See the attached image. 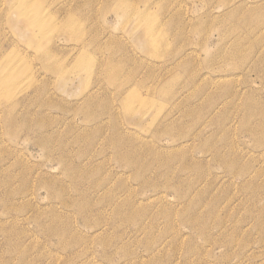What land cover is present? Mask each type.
I'll return each mask as SVG.
<instances>
[{"label":"rangeland","instance_id":"1","mask_svg":"<svg viewBox=\"0 0 264 264\" xmlns=\"http://www.w3.org/2000/svg\"><path fill=\"white\" fill-rule=\"evenodd\" d=\"M0 79V264H264V0H0Z\"/></svg>","mask_w":264,"mask_h":264},{"label":"bare ground","instance_id":"2","mask_svg":"<svg viewBox=\"0 0 264 264\" xmlns=\"http://www.w3.org/2000/svg\"><path fill=\"white\" fill-rule=\"evenodd\" d=\"M129 10H130V9H129ZM129 10L124 11V13H128ZM21 15H22V16H23V15L26 16V15H27V10H25L24 8H22V9H21ZM243 19H244V18H243ZM245 19H246V17H245ZM203 23H204V22H203ZM197 29H198V28H197ZM260 31H261V30H260ZM262 31H263V30H262ZM241 32H242V31H241ZM149 35L151 36V33H148V30L145 29V36L148 37ZM238 35H239V34H238ZM256 35H257V34H256ZM242 36H243V35H242ZM258 36H259V34H258ZM258 36H257V38H258ZM255 37H256V36H255ZM148 38H149V37H148ZM240 39H241V38H240ZM254 40H255V39H254ZM238 45H239V44H238ZM238 45L235 46V50H234V51H236V50L238 51V47H239ZM243 48H244V46H243ZM262 49H263V48H262ZM237 53H238V52H237ZM231 55H232V53H231ZM43 56H44V55H43ZM233 56H234V55H233ZM0 81H1V79H0ZM182 83H183V82H182ZM181 85H182V84H181ZM150 87H151V86H150ZM148 88H149V87H148ZM123 92H125V91H123V89H122L119 93L122 94ZM94 95H95V94H93V93L91 92V93L89 94V96H88V101H89V100H93V99H94ZM176 95H177V94H176ZM232 96H233V95H232ZM131 97L134 98V99H138V100H139L137 94L132 90L127 96H125V97L122 98V101H123V102H127V101L131 100ZM240 97H242V96L240 95ZM178 98H180V97H178ZM182 98H184V97H182ZM180 100H181V99H180ZM93 101H95V100H93ZM182 101H183V100H182ZM89 103H90V102H89ZM52 104H54V103H52ZM222 104H223V103H222ZM173 106H174V105H173ZM9 107H11V106H9ZM194 107H195V106H194ZM196 107H197V106H196ZM221 107H222V106H221ZM14 108H15V107H11V108H9V109H5V110L3 111V113H4L6 116H7V115L9 116L8 119H9L10 122L16 120V118H15V115H16V114H12V109H14ZM193 109H194V108H193ZM210 109H211V108H210ZM77 110H78V109H77ZM80 110H81V109H79V111H80ZM174 110H175V109H174ZM176 110H177V109H176ZM191 110H192V109H191ZM196 110H197V109H196ZM83 111H84V110H82L81 112H83ZM248 111H249V110H248ZM169 112H170V111H169ZM14 119H15V120H14ZM247 120H248V119H247ZM221 121H222V120H221ZM14 123H15V124H18V123H16V122H13V123L11 124V126H10L11 128H12V125H13ZM41 123H42V124H41L42 127H46V126H43V125H45L43 122H41ZM9 125H10V124H9ZM15 126H16V125H15ZM26 126H28V125L26 124ZM26 126L24 125V129H26V128H25ZM41 126H40V127H41ZM29 127H30V126H29ZM31 127H32V126H31ZM42 127H41L40 130H42ZM15 128H16V127H15ZM17 128H18V125H17ZM50 128H51V127H50ZM12 129H14V127H13ZM12 129H11V130H12ZM45 129H47V128H45ZM16 130H17V129H16ZM43 130H44V128H43ZM48 130H49V128H48ZM50 130H51V129H50ZM46 131H47V130H45V131L43 132V134H41V135H43V136L45 137V139H44V143L47 144V143H49V142H48V136H49V135L46 133ZM113 131H114V130H113ZM116 131H117V130H116ZM13 132H14V130H13ZM114 132H115V131H114ZM115 133H117V132H115ZM51 134H52V133H51ZM44 137H43V138H44ZM52 137H53V136H52ZM157 137H158V136H157ZM157 137H156V138H157ZM50 138H51V137H50ZM50 138H49V139H50ZM106 138H107V137H106ZM109 138H110V137H109ZM111 138H112V137H111ZM111 138L108 139V141L110 140L111 144H113L112 146L115 147V150H116V151H115V150H114V151L116 152V155H117L116 157L121 158L122 160H124L123 156H126V157H125V160H124L125 162H123L125 168L129 167V168L135 169V168H136V165L139 164V163H140V160H141V159L138 158L139 156H138V157H135V156L139 155V151L141 150V148H140L141 146H138L137 144H134V143H133L135 146L132 148V145H133V144L131 145V144L129 143L131 146H130V147H127L126 145H127L128 143H125V141L127 140L126 142H128V141H133V140H131V139H129V138H124V137L120 136L118 133H117V138H116V139H112V140H113V143H112ZM186 138H187V136H186ZM39 139H40V138H39ZM39 139H38V140H39ZM41 141H42V140H41ZM52 141H53V139H52ZM93 141H94V140H93ZM50 142H51V141H50ZM35 143H36V142H35ZM40 143H41V142H40ZM61 143H62V142H61ZM91 143H93V142H91ZM94 143L96 144V141H95ZM100 143H101V142H100ZM36 144H37V143H36ZM62 144H63V143H62ZM89 144H90V143H89ZM129 144H128V146H129ZM48 145H49V144H48ZM63 145H66V144H63ZM96 145H97V144H96ZM136 145H137V146H136ZM40 146H41V145H40ZM66 146H67V145H66ZM66 146H65V147H66ZM42 147H44V146H42ZM51 147H52V145H51ZM59 147H60V146H59ZM59 147H58V148H59ZM93 147H95L94 144H93ZM97 147H98V146H97ZM126 147H127V148H126ZM45 148H46V147H45ZM49 148H50V147H49ZM54 148H55V146H54ZM60 148H61V150L64 149L63 147H60ZM90 148H92V147H90ZM47 150H48V149H47ZM51 150H54V149H51ZM59 150H60V149H59ZM61 150H60V151H61ZM90 150H91V149H89V151H90ZM210 151H211V150H210ZM214 151H215V150H214ZM46 152L48 153V151H46ZM115 152H114V154H115ZM53 153H54V152H53ZM155 153H156V152H155ZM63 154H65V153H63ZM142 155H143V154H142ZM61 156H62V155H61ZM114 156H115V155H114ZM140 156H141V155H140ZM62 157H63V156H62ZM156 157L158 158V156H156ZM164 157H165V156H164ZM166 157H167V156H166ZM168 157H169V156H168ZM214 157H215V156H214ZM50 158H51V157H50ZM90 158H91V157H90ZM127 158H128V159H127ZM143 158H144V157H143ZM143 158H142V159H143ZM47 159H48V157H47ZM55 159H56V158H55ZM58 159H61L59 163H61V162L63 163V162H64V163L67 164V161H68L67 159H63V158H61L60 156H59ZM84 159H85V157H84ZM115 159H116V158H115ZM135 159H137L138 161H136ZM226 159H227V158H226ZM49 160L52 162V160H54V158H53L52 160H51V159H49ZM119 160H120V159H119ZM122 160H121L120 164L122 163ZM57 161H59V160H57ZM80 161H81V159H80ZM55 162H56V161H55ZM115 162H116V161H115ZM118 162H119V161H118ZM116 163H117V162H116ZM118 164H119V163H118ZM120 164H119V165H120ZM78 165L80 166L81 163H79ZM79 166H78V167H79ZM121 166H122V165H121ZM139 166H142V165L140 164ZM183 167H184V166H183ZM25 168H26V167H25ZM129 168H128V169H129ZM140 168H142V167H140ZM140 168H139V169H140ZM168 168H169V167H168ZM168 168H167V169H168ZM137 169H138V167H137ZM160 169H161V168H160ZM183 169H185V168H183ZM77 170H78V169H77ZM129 170H130V169H129ZM135 170H136V169H135ZM83 171H85V170H83ZM163 171H164V170H163ZM175 171H176V170H175ZM87 172H89V171H87ZM167 172H168V171H167ZM167 172H166V173H167ZM172 172H173V171H172ZM85 173H86V172H85ZM164 173H165V171H164ZM164 173H163V176H164ZM168 173H169V172H168ZM170 173H171V172H170ZM170 173H169V174H170ZM177 173H178V172H177ZM179 173H180V172H179ZM184 173H185V171H184ZM80 174H81V173H80ZM242 174H243V173H242ZM83 175H84V174H83ZM172 175H174V174H172ZM156 176H157V174H156ZM165 176H166V175H165ZM167 176H168V175H167ZM183 176H184V175H183ZM83 177H84V176H83ZM159 177H160V175H159ZM161 177H162V176H161ZM161 177H160V178H161ZM179 177H180V175H179ZM171 178H172V177H171ZM171 178H170V179H171ZM183 178H184V177H183ZM77 179H78V178H77ZM173 179H174V178H173ZM179 179H180V178H178V180H179ZM164 180H165V178H164ZM198 180H199V179H198ZM26 181H27V180H26ZM161 181H162V180H161ZM169 181H170V180H169ZM169 181L167 180V182H168V183H167V186L169 185L170 182H171V184H172V181H170V182H169ZM175 181H177V180H175ZM189 181H190V180H189ZM165 182H166V181H165ZM74 185H75V184H74ZM91 185H93V184L91 183ZM99 185H100V184H99ZM99 185H98L96 182L94 183V186H93V187L95 188V190L98 188ZM79 186H80V185H79ZM79 186H78V187H79ZM165 186H166V185H165ZM171 186H172V185H171ZM90 187H92V186H90ZM101 187H105V188H106V186H101ZM172 187H174V186H172ZM172 187H171V188H172ZM76 188H77V187H76ZM88 188H89V187H88ZM109 188H110V187H109ZM167 188H168V187H166L165 189H167ZM176 188H177V187H176ZM78 189L80 190V187H79ZM78 189H77V190H78ZM92 190H93V188H91V191H90V192H93V191H94V190H93V191H92ZM99 190H101V189H100V186H99ZM124 190H126V188H125ZM127 190H128V189H127ZM156 190H157V189H156ZM169 190H170V189H169ZM174 190L176 191V189H174ZM174 190H173V191H174ZM178 190H179V189H178ZM178 190H177L176 192L179 193ZM50 191H51V190H50ZM84 191H85V190L83 189V190L81 191V193H80V191H79V193H80V194H84ZM96 191H97V190H96ZM132 191L134 192V190H132ZM166 191H167V190H166ZM175 191H174V192H175ZM191 191H192V190H190V192H191ZM167 192H168V191H167ZM174 192H173V193H174ZM53 193H54V192H53ZM170 193H171V192H170ZM31 194H32V193H31ZM54 194H55V193H54ZM87 194H88V193H87ZM90 194H91V193H90ZM128 194H129V192H128ZM171 194H172V193H171ZM176 194H177V193H176ZM176 194H175V195H176ZM129 195H130V194H129ZM168 195H169V194H168ZM178 195H179V194H177V197H178ZM187 195H188V194H186L185 197H188ZM132 196H133V194H132ZM136 197H137V196H135V198H136ZM183 197H184V196H183ZM134 201H135V200L125 201V203H127L128 206H131V208H134V207H135V203H136V202L134 203ZM110 203H111V202H110ZM114 203H115V206L113 207L114 209L112 208L113 211H112V210H111V211H112V212L116 211L117 215H116V213H114V215H116V216H114L115 218H116V217H120V216L118 215V213H121L120 211H121L122 208H124V209L126 208L125 203L122 204V205H121V203H120V204H116L117 202H114ZM118 203H119V202H118ZM74 204H75V203H74ZM109 205H110V204H109ZM107 207H109V206H107ZM110 207H111V206H110ZM127 208H128V207H127ZM131 208H130V209H131ZM104 209H105V208H104ZM107 209H109V208H107ZM107 209H106V210H107ZM128 209H129V208H128ZM80 210H83V212H84L85 209H80ZM109 210H110V209H109ZM112 216H113V215H112ZM126 218H127V217H126ZM119 220L122 221V217L119 218ZM123 220H124V219H123ZM114 221H115V220H114ZM124 221H125V220H124ZM124 221H123V222H124ZM84 222H85V221H84ZM111 222H112V219L110 220V223L108 222L109 225L111 224ZM127 222H128V219H127ZM127 222H124V223H127ZM85 223H86V222H85ZM113 223H114V222H112V225H113ZM121 223H122V222H121ZM121 223H120V224H121ZM124 223H123V224H124ZM120 224L118 225L119 228H120ZM131 224H132V223H131ZM112 225H111V226H112ZM135 225H136V224H135ZM135 225H134L133 227H135ZM137 225H138V224H137ZM137 225H136V227H139V225H138V226H137ZM114 226H115V225H114ZM114 226H112V227L114 228ZM121 226H122V227H125V224H124V225L121 224ZM126 226H127V225H126ZM116 227H117V225H116ZM122 227H121V228H122ZM113 228H112V229H113ZM119 228H118V229H119ZM141 228H142V230H143V227H141ZM115 229H116V228H115ZM136 229L138 230L139 228H136ZM145 229H146V228H145ZM68 230H69V229H68ZM116 230H117V229H116ZM137 230H135V231H137ZM51 231H53V232H57L53 226L51 227ZM49 232H50V231H49ZM61 233H62V231H58V232L55 233V234L57 235V234H61ZM52 235H53V234H52V232H51L50 236H52ZM59 238H61V237H59ZM61 240H62V239H61ZM150 249L152 250V248H150ZM150 249H149V250H150ZM152 251H153V250H152ZM150 252H151V251H150ZM196 256H197V254H196Z\"/></svg>","mask_w":264,"mask_h":264}]
</instances>
